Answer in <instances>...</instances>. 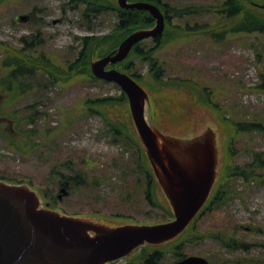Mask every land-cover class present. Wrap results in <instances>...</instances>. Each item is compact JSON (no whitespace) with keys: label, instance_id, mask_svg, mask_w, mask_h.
I'll return each instance as SVG.
<instances>
[{"label":"rangeland","instance_id":"374dc122","mask_svg":"<svg viewBox=\"0 0 264 264\" xmlns=\"http://www.w3.org/2000/svg\"><path fill=\"white\" fill-rule=\"evenodd\" d=\"M113 1L117 3V0ZM165 1L203 7L199 13L175 16L174 23L179 26L169 30L154 53L163 64L166 63L165 81L170 82L171 86L151 92L150 86L144 84L151 79L149 66L137 55L131 57V61L136 63L135 71L140 74V84L149 88L150 95L152 93L151 108L155 124L177 135L197 129L200 114L216 118L215 113L199 101L198 92H201L209 102L221 105L232 120L262 123L260 130L236 133V139L230 145L234 153L233 163L245 165L251 161L254 152L264 151V90L256 88L264 83V35L260 32H232L240 26H235L237 21L228 19L226 12L221 13L224 0ZM254 1L256 3L243 0V3L247 2L251 10L264 17V7L256 5H264V0ZM68 2L69 0L0 2V41L21 48L25 46L21 37H25L27 44H38L36 50L50 57L56 73L61 77L60 81L50 82L48 86L36 87L31 91L26 82V92L14 104L8 108L0 106L1 114L11 110L22 112L24 108L30 107L28 105L34 106V109L27 110L37 111L35 122L30 127L42 130L36 135L39 146L26 154L12 149L0 137V178L29 182L39 190L51 188L59 180V173L52 172L53 168H58L67 176L72 175L71 178L80 169L88 174V180L97 176L101 183L96 189L93 186H88L87 189L72 188L68 195L60 200L56 199L62 212L85 213L87 218L104 217L118 225L152 224L165 220L168 218L167 211L162 207H154L146 197L145 180L137 181L142 177L138 163L134 165L132 161L128 165L136 156L135 148H127L121 136L115 140L106 123L108 120L114 124L121 122L120 124H126L134 130L128 102L111 103L110 106L98 107L102 113H89V99L115 96L120 91L113 82H95L85 73H76L75 59L84 47L83 37H103L109 34L115 28L117 15L108 9L85 16V4L75 7ZM26 14L30 15L28 19L19 20L18 15ZM184 22L190 23L186 29ZM207 23L210 30L192 31L195 30L193 26L207 27ZM111 42L102 43L101 39L95 48L103 50ZM142 45L151 47L154 44L149 39ZM4 57L1 51L0 77L7 74V68L1 65ZM98 58V53L93 54V60ZM37 77L43 82L49 76L39 73ZM33 80L34 77L28 79V82L33 83ZM193 87L196 90H192ZM219 124L223 126L221 122ZM223 132L226 143L225 160L228 144L224 128ZM83 177L70 180L76 182L83 180ZM263 180L264 175L259 181L247 182L243 177L234 178L233 184L230 181L228 186L230 188L232 184V192H227L230 196L220 207L200 218L197 224L203 236L183 243L181 259L201 255L213 264H222L224 259L229 261L236 257L254 261L264 258ZM228 186L225 185V188ZM52 193L57 195L58 191L53 190ZM154 198L160 204L170 207L160 189L157 188ZM259 228L261 230H257ZM216 232L231 234L236 239L243 238L248 242L249 249L237 251L226 248L220 241L205 236ZM166 243L147 246L157 249ZM175 261L177 260L172 258L169 263ZM117 264L128 262L125 259Z\"/></svg>","mask_w":264,"mask_h":264},{"label":"water","instance_id":"95a60500","mask_svg":"<svg viewBox=\"0 0 264 264\" xmlns=\"http://www.w3.org/2000/svg\"><path fill=\"white\" fill-rule=\"evenodd\" d=\"M118 3L125 9L149 11L156 24L131 33L117 49L93 60L91 69L95 76L117 83L127 94L134 127L175 218L157 224L122 226L104 217L90 218L99 225L40 207L41 197L28 184L0 181V264H105L144 243L169 241L187 228L206 202L219 160L217 173L221 172L226 143L216 118L200 114L197 129L177 135L157 127L152 108L148 119V92L128 73L107 68L123 61L136 43L160 36L165 28V15L157 5L129 0ZM20 18L25 20L27 16ZM201 130L194 138H181ZM91 229L97 232L95 236L89 235ZM172 264L211 263L203 256L192 255Z\"/></svg>","mask_w":264,"mask_h":264},{"label":"trees","instance_id":"16d2710c","mask_svg":"<svg viewBox=\"0 0 264 264\" xmlns=\"http://www.w3.org/2000/svg\"><path fill=\"white\" fill-rule=\"evenodd\" d=\"M136 1H148L155 3L159 5L161 9H166L168 10V12L172 13L173 15L175 14L177 17H183L186 14L199 13L200 8L203 7L199 5H179L176 3H168L164 0ZM68 4L73 6L75 5V7H82V4H85L83 6V14L85 16H88L90 13L98 12L100 10L105 12L108 9H110V11H113L117 15L115 28L109 34L103 37L98 36L99 38L94 36L83 37L84 47L80 51L78 57L75 59L77 63L76 73H85L92 81L95 82H99L102 80L95 77L91 71L90 61L93 58V54L98 53L100 57L108 54L110 51L115 49L121 43V41L125 39L131 32L139 28L151 27L155 22L154 18L149 12L138 9H122L113 0H69ZM223 6L231 7L226 12V17L228 19L230 18L237 21L236 25L234 24L235 26H240V28L233 29L232 32H260L264 35V17L256 14L253 10H251L249 8V5L247 6L243 3V0H232V2L229 1L225 3L223 2ZM191 7H193L194 10H190ZM170 22H172L171 19L167 21L164 36L166 34L168 35V33L170 32L169 30L173 28L170 27ZM101 39L102 43H105L107 41L112 42L103 50L99 51L98 48H95V45L99 43ZM21 40L23 42V45L25 44V46L21 48L11 46L4 41H0V44L4 43L3 45H0V54L1 51H3L5 55L1 65L4 68H7V74L5 75V77H0V106L3 105V107L6 108L14 104L20 97V95L26 92V82L28 84V89L31 91L36 87L42 88V86H48L50 82L53 83L55 81L61 80V77L56 73L57 70L55 69V67H53L50 57H46V55L43 54L42 51L39 52L36 50L38 44H33V42L31 44H27V39L25 37H21ZM33 49H35V51ZM133 55H137L140 59H142V62H146L152 67L150 71V81L146 83L144 82V84H148L150 86L151 91H161L164 88L171 86L170 82L165 81V66L161 62V60H159L154 55L153 50L143 51L140 48V45H137L136 49L132 52V55H129L127 59L115 66L122 71L133 75L137 80H140V74L135 71L136 63L135 61H131V57ZM39 73L46 74L49 77L44 79L43 82H40V79L37 77ZM33 77L35 78V80H33V83L28 82V79ZM186 84L187 83H185V86ZM115 87L118 88V86L116 85ZM256 88L264 90V83L259 84L258 86H256ZM192 90H196V88L193 87ZM198 94L200 98L199 101L206 105V107H209L215 113L216 118L219 120V122H221V124L223 125L222 127L225 130L228 144L226 157L221 169V173L211 196L209 197L206 205L203 208L204 212H209L220 207L226 201V199H228L230 193L227 192L229 190L232 192L231 185L234 182L232 181L234 178L243 177L247 182H250L254 180L259 181L260 177H263L264 151L254 152L251 161L247 162L245 165H238L233 163L234 153L232 151V146H230L236 139V133L240 131H250L252 129L259 130L261 129L262 123L251 120L241 122L234 121L231 119V117H228L226 115V112H224L221 105H219L218 103L216 104L213 101L209 102L207 97H204L201 92H198ZM117 102H128L127 95L122 90L118 95L115 96L107 95L104 97L89 99V102H87L89 113H102L98 107L110 106L111 103L116 104ZM28 106L30 107L24 108L22 112H18L17 110H8L9 113H6L7 111H5L3 114L0 113V137H2L6 141L7 145H9L12 149L22 154H26V152H28L29 150L39 146V141H37L38 137L36 138V135L39 131H42L39 128L37 129L35 127H30V124H33L35 122L37 111L28 112V109L32 110L35 108L31 105ZM106 123L108 129L111 131V133H113L115 138H119V136H121L126 144L136 147L138 152L144 153L140 142L136 138L133 128L129 127L126 124H120L121 122L114 124L110 120H108L106 121ZM50 130L51 128H49V131ZM71 168L75 170L74 166H72ZM52 172L59 173L60 177H58V181L69 180L72 177V175L67 176L61 173L56 167L52 169ZM79 176H84L83 180L73 183V187L77 185L75 186V188L84 187L85 189H87L88 186L94 185V189L97 186V181L93 179L88 180V174H85L80 169L77 171L76 175L73 178L77 179ZM0 179L13 183L23 182L17 179L10 180L6 177H1ZM230 181L232 182V184L229 188L228 185L230 184ZM225 185H227L228 187L225 188ZM156 188L157 184L153 176V187L151 190L152 195L149 197L150 203L154 207H162L163 209H165L168 214V218H165V220H169V217L172 216V212L170 211V209H168V207L160 204V202L154 198ZM53 190H55V186H52L51 188L45 187L39 189V192H43L46 198H50L51 202L53 203V200L56 199V196H53ZM197 223L198 222L195 219L177 239H174L157 249H151L147 245L142 247L141 251L134 257V260L131 261V263L166 264L170 262L172 258H174V260L181 259V256L183 254V243L185 241L200 239L203 236ZM257 230L261 229L259 228ZM230 235L231 234L225 235L221 232L205 234V236H211L213 239L220 241L226 248H232L237 251H243L248 248V244L243 238L236 239L234 236L231 237ZM221 263L264 264V258L261 257V259H257L256 261H254L253 259H247L246 257H236L230 259L229 261L224 259V261H222Z\"/></svg>","mask_w":264,"mask_h":264},{"label":"flooded vegetation","instance_id":"af4514ba","mask_svg":"<svg viewBox=\"0 0 264 264\" xmlns=\"http://www.w3.org/2000/svg\"><path fill=\"white\" fill-rule=\"evenodd\" d=\"M226 2H232V0H225ZM249 1H251L252 3H256L254 0H249ZM245 5H247V2L245 3ZM228 8H229V6L228 7H222L221 8V10L222 11H226L227 12V10H228ZM164 10V12H165V14H166V19H171L172 17H171V14H170V12H168V10H166V9H163ZM173 19V18H172ZM169 25H171L172 27H178L179 25H175V23H174V21L173 22H170V24ZM184 25L185 26H189L190 25V23H188V22H184ZM184 26V27H185ZM152 40V42H153V46H151L150 48H152V47H155V46H159L158 45V41H161V39H151ZM143 51H147L146 50V48H144V47H140ZM139 157L141 158V160L143 161V163H144V165H142V167H143V171H144V178H145V182H146V187H147V190H151V187H152V181H153V178H152V173H151V168H150V166L148 165V161L145 159H143V155H142V153L141 152H139ZM131 161H133V163H134V165H136V160H135V157L134 158H132V160ZM72 183L73 182H71V181H69V180H65L64 182H60L59 183V190H58V193H59V191H61L62 190V187H68L69 189H70V191L72 190ZM59 197H60V194H57Z\"/></svg>","mask_w":264,"mask_h":264}]
</instances>
